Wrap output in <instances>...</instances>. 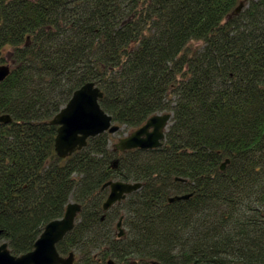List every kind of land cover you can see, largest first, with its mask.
I'll use <instances>...</instances> for the list:
<instances>
[{
	"label": "trees",
	"instance_id": "1",
	"mask_svg": "<svg viewBox=\"0 0 264 264\" xmlns=\"http://www.w3.org/2000/svg\"><path fill=\"white\" fill-rule=\"evenodd\" d=\"M0 65L11 254L72 202L56 248L73 264H264V0H0ZM89 82L127 131L170 113L163 144L120 152L103 133L60 158L51 120ZM109 181L142 187L104 211Z\"/></svg>",
	"mask_w": 264,
	"mask_h": 264
},
{
	"label": "water",
	"instance_id": "2",
	"mask_svg": "<svg viewBox=\"0 0 264 264\" xmlns=\"http://www.w3.org/2000/svg\"><path fill=\"white\" fill-rule=\"evenodd\" d=\"M243 6L244 3H240L234 13H239ZM9 74L10 67L0 65V83ZM102 97L103 93L94 83H86L72 94L67 104L53 117L51 124L58 127L55 137V151L60 158H66L75 151L84 148L89 138L103 133L113 135L122 129L102 109L100 105ZM171 117L170 113H164L148 118L140 128L119 139L115 144V149L123 152L133 149L150 150L160 147L165 140ZM11 120L9 115L0 116V123H9ZM228 162L229 160H226L222 163L220 169L224 170ZM106 187L109 188V194L103 203L104 211L123 201L128 195L138 191L142 184L109 181L103 186V188ZM191 196L192 194L176 195L169 198L168 202L187 200ZM80 209L79 204L68 203L63 217L46 224L34 243L33 250L30 252L15 256L11 254L8 244L3 242L0 245V264H73V253L64 258L58 253L56 245L73 229ZM121 223L122 218L119 219L116 226L119 236L123 234ZM109 264H112V262L109 261Z\"/></svg>",
	"mask_w": 264,
	"mask_h": 264
},
{
	"label": "rangeland",
	"instance_id": "3",
	"mask_svg": "<svg viewBox=\"0 0 264 264\" xmlns=\"http://www.w3.org/2000/svg\"><path fill=\"white\" fill-rule=\"evenodd\" d=\"M196 45H198V44H196ZM120 133H122V134L120 135ZM129 133H131V132L129 130L127 131L125 129V127L123 126L122 130L119 131L118 133L113 134V135H109L110 136V142H109L110 147H113L119 141V138H122V137L128 135Z\"/></svg>",
	"mask_w": 264,
	"mask_h": 264
},
{
	"label": "flooded vegetation",
	"instance_id": "4",
	"mask_svg": "<svg viewBox=\"0 0 264 264\" xmlns=\"http://www.w3.org/2000/svg\"><path fill=\"white\" fill-rule=\"evenodd\" d=\"M116 230H117V236H118V238L123 237V236L125 235L124 230H123V234H122L121 236H119V231H118L117 227H116ZM68 256H69V255H68ZM68 256H62V257L66 258V257H68ZM74 261H75V257H74ZM74 261H73V263H74ZM109 261H111L112 264H125V263L117 262V261H113V260H108V261H106L105 264H109Z\"/></svg>",
	"mask_w": 264,
	"mask_h": 264
}]
</instances>
